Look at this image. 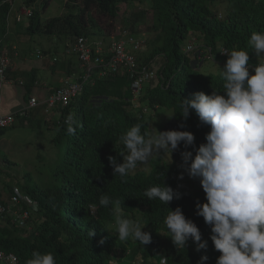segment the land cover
Returning <instances> with one entry per match:
<instances>
[{"label":"trees","instance_id":"obj_1","mask_svg":"<svg viewBox=\"0 0 264 264\" xmlns=\"http://www.w3.org/2000/svg\"><path fill=\"white\" fill-rule=\"evenodd\" d=\"M142 1L144 7H133L135 2ZM26 2L32 12L22 29L25 34L63 36L66 41L84 36L90 41L106 43L113 36L119 37L123 30L134 38L147 33L149 37L143 43L146 49L129 47L128 51L136 56L138 67L134 69V76L142 72L143 66L153 67L156 74L143 81L145 85L138 96L133 93V79L127 71L110 72L100 65L92 67L82 91L69 104L57 105L51 112H46L43 104L20 118L21 124L28 122L51 130L55 150L49 157H43L45 167L35 173L33 182H25L18 188L13 185L0 188V199L8 200L20 190L33 203L28 208L26 226L21 227L11 216L0 221V249L6 254H15L17 264H26L34 251L51 252L56 264H159L157 255L167 256L168 264H198L207 255L205 264H216L221 253L215 250L210 239L211 227L196 214V204L206 202L205 193L201 185L189 181L181 167V152L193 151L195 155V149L206 143L205 136L210 129L200 122L195 110H191L187 120L179 113L174 114L181 98L191 99L200 91L210 95L213 88L221 89L219 73L227 61H219L225 55L221 53L222 48L246 49L250 62L258 63L247 40L253 31L264 32V0H147V3L144 0H66V5L75 10L51 17H44L49 0H40V4L37 0ZM122 2L128 7L124 11L120 10ZM12 4L13 0H0V52L4 47H12L8 29ZM194 34L198 40L192 37ZM51 51L39 50L41 55ZM67 52L76 54L68 49ZM206 61L217 63L218 68L214 71L202 68ZM73 65L78 79L87 68L80 60L77 67ZM8 70L10 65L6 79ZM34 82L35 77L31 76L30 83ZM160 107L172 110L171 122L179 131H191L195 145L185 149L182 142L173 152L172 162L170 155L163 159L153 157L138 165L122 181L113 175L108 157H116L123 163L118 153L123 149L119 137L135 124H141L142 131L151 130L148 115ZM69 115L73 117L74 134L67 131L65 121ZM9 128L0 127V138ZM1 160L6 168L10 160L6 156ZM181 173L189 180L180 179ZM162 182L181 194L167 206L143 195L147 188ZM104 194L124 201L125 217L148 223L143 230L151 233L150 244L143 246L131 238L121 242L103 228L102 224L113 219L110 209L99 206V198ZM90 204L97 205L95 216L87 209ZM167 207L172 210L181 207L186 218L197 224L202 240L208 242L206 251L197 252L192 241L185 249H176L163 224ZM90 229L96 232L92 238L88 236Z\"/></svg>","mask_w":264,"mask_h":264},{"label":"clouds","instance_id":"obj_2","mask_svg":"<svg viewBox=\"0 0 264 264\" xmlns=\"http://www.w3.org/2000/svg\"><path fill=\"white\" fill-rule=\"evenodd\" d=\"M247 45L255 52L257 64L250 62L246 49L221 52L228 56L219 73L221 89L213 88L210 95L200 91L191 99L181 98L174 114L187 120L195 110L200 122L210 129L206 143L195 149V155L193 151L181 152V167L189 177L199 179L205 193L206 202L196 204V214L211 227L210 239L221 253L216 264H264V32L253 31ZM65 123L68 133L74 134L72 115ZM119 141L123 145L118 152L123 163L113 156L108 159L113 175L124 181L138 165L153 157L170 155L172 162V154L182 142L185 149L195 145V136L191 131H159L154 127L142 131V125L135 124ZM143 195L165 206L181 197L163 182L153 184ZM123 205L121 199L100 196L99 206L110 209L113 218L102 224L103 228L121 242L131 238L143 246L150 244L152 235L143 230L148 223L125 217ZM96 208V204L88 205L91 216L96 215ZM167 209L163 224L176 249H185L192 241L197 252L206 251L208 242L202 240L197 224L186 218L181 207ZM95 235L94 229L88 230L90 238ZM157 256L159 264H168L167 256ZM208 259L203 255L198 264ZM26 264H56V258L51 252L34 251Z\"/></svg>","mask_w":264,"mask_h":264},{"label":"rangeland","instance_id":"obj_3","mask_svg":"<svg viewBox=\"0 0 264 264\" xmlns=\"http://www.w3.org/2000/svg\"><path fill=\"white\" fill-rule=\"evenodd\" d=\"M17 1V0H15ZM19 1V0H18ZM24 4L26 5L27 2L24 0ZM147 3V0H144ZM23 2V1H22ZM21 3V2H19ZM37 3L40 4V0H37ZM36 3V4H37ZM137 3V5L135 4ZM133 7H137L139 5L145 6L144 2L141 3L135 2ZM35 5V3H33ZM120 10L124 11L127 9V5L122 2L120 4ZM21 7V4H19ZM75 10L74 7H68L66 5V0H49V4L47 9L44 12V17H51L65 14L68 11ZM19 9H14V15L18 13ZM27 16H24L23 21L19 23V30L15 33L10 41L11 46L13 47L14 43L18 46V52L21 56H26L30 60V64L36 65L41 62V59L38 56V51L40 49H50L54 51L55 54L59 55L60 61H57L55 64L59 67V64L62 65L64 60L72 59L75 63L76 67L79 64V60L76 54L68 53L65 50V41L66 39L63 36L57 35H48L43 33H34L32 35L25 34L22 32L23 27L26 26ZM145 35V40L148 36L147 33ZM197 35L194 34L192 37L196 38ZM91 39H96L93 37ZM128 39V38H127ZM110 41H106L107 43ZM130 41V39H129ZM188 41V40H187ZM186 41V42H187ZM14 42V43H13ZM129 45V46H128ZM12 47H4V49L8 52V56L12 59L15 57V51ZM132 45L130 43L127 44V49ZM147 48V47H143ZM12 52V53H11ZM14 55V56H13ZM228 59V56L224 55L222 60ZM217 62V61H216ZM225 61H223L224 63ZM12 63V60H11ZM217 64V63H216ZM216 64H212L210 61H206L202 68L210 71H214L218 68ZM219 64V63H218ZM50 70L47 66H40L37 68L38 77L42 79L43 76ZM25 80H28V75L25 73ZM30 76V75H29ZM4 82V81H3ZM1 84V80H0ZM16 88L13 92H10L7 96V99L4 100V103L7 106H15L18 102H22L21 99L18 100L17 97V90H25L29 88L27 84H15ZM8 93V92H7ZM51 112V111H50ZM41 114L40 116H42ZM173 112L171 109L166 107H160L156 109L154 112L148 115V120L151 126V130L153 127L158 129L159 131H167V130H178L175 126L173 120ZM30 117H33L31 115ZM44 117V116H43ZM42 117V118H43ZM171 117V118H170ZM20 119L17 120L15 123L16 126L14 128L10 127L7 132L3 135L5 139H7L6 146L2 147L0 145V158L6 156L10 161L6 168L2 166L0 159V187L13 185L16 188L22 186L25 182H33L34 175L41 168H44L45 165L43 164V157L47 158L50 156V153H53L55 150V146L52 140V131L47 129L46 127L42 126L39 127L35 125H27L26 123L21 124L19 122ZM2 138V137H1ZM39 155H42L41 157ZM187 176H183V180H189L185 178ZM190 178V182H196V184L201 185L198 178ZM185 182V181H184ZM19 192H22L19 190Z\"/></svg>","mask_w":264,"mask_h":264},{"label":"built area","instance_id":"obj_4","mask_svg":"<svg viewBox=\"0 0 264 264\" xmlns=\"http://www.w3.org/2000/svg\"><path fill=\"white\" fill-rule=\"evenodd\" d=\"M25 2V1H24ZM32 12L31 7L26 6L16 14L15 19L17 22L23 20L24 16H29ZM145 33L139 37H128V31L123 30L122 34L111 37L108 43L103 40L90 41L84 36L78 37L73 41L67 43L68 50L75 52L82 65L87 68L84 73L77 79H67L65 83L56 88L44 101H39L36 96H31L28 103L23 109L17 112L4 114L0 113V127H11L23 116L27 115L31 110H35L38 106L46 104L45 111L50 112L51 109L57 105H67L73 96L82 91L84 84L90 77L92 67L101 66L107 68L110 72H118L119 70L127 71L132 77V88L136 95L140 94L143 81H146L155 76V69L151 66H143L142 72L138 76H134V69L138 67L136 56L133 52L127 49V43H130L133 49H142L145 43ZM128 38V39H127ZM130 39V41H129ZM191 48V47H189ZM222 48L221 52L225 51ZM211 48L208 52L211 57ZM41 57V53L38 52ZM56 57L53 61H56ZM11 64L8 52L3 49L0 52V80H6V70ZM100 74V73H99ZM137 98V97H136ZM1 159V158H0ZM31 200L17 191L12 194L8 200L0 199V221H5L7 216H11L13 220L21 227L26 226V219L29 217L28 208L32 206ZM18 258L13 253L6 254L0 249V264H17Z\"/></svg>","mask_w":264,"mask_h":264},{"label":"crops","instance_id":"obj_5","mask_svg":"<svg viewBox=\"0 0 264 264\" xmlns=\"http://www.w3.org/2000/svg\"><path fill=\"white\" fill-rule=\"evenodd\" d=\"M23 1V2H22ZM21 2V3H19ZM19 4H21V7H19ZM25 4L24 0H13V4L10 10V13L8 15V29L10 31L9 39H12L13 35L17 33L19 30V23L15 19L14 15V9L18 10L19 12H22L24 9ZM17 13V14H18ZM28 17V16H27ZM19 25V26H18ZM11 41V40H10ZM69 41H65V50L67 52V43ZM14 43V42H13ZM12 49L15 51V57L10 58L12 60V63L10 64V71L8 70L7 79L6 81L2 82L0 84V113L9 114L19 111L20 109H23L28 101L29 95L36 96L39 101H44L56 88L63 85L67 79H76L77 78V70L73 65L72 59H66L64 60L63 64L59 67L55 64L57 61H60L59 55L55 54L54 51H51V53L42 55L40 58L41 62L36 65L30 64V60L26 56H21L18 52V46L16 43H14ZM12 53V52H11ZM9 55V54H8ZM13 55V56H14ZM56 57L57 61H53V58ZM62 62V61H60ZM40 66H47L50 70L43 76L42 79H39L38 77V71L37 68ZM29 72H31L29 74ZM30 75L28 80H25V76L23 74ZM31 76L35 77V82L33 84L30 83ZM28 81V82H27ZM27 84L29 86L28 89L25 88V90H17V97L18 100L21 99L22 102H18L15 106H7L4 103V100L7 99V96L10 92H13L16 88L15 84ZM8 92V93H7ZM27 124V123H26ZM29 125V123L27 124ZM14 128V127H13ZM7 139H5L3 136L0 138V145L2 147L6 146ZM1 188V187H0ZM2 196V195H1ZM4 196V195H3ZM2 196V197H3Z\"/></svg>","mask_w":264,"mask_h":264},{"label":"bare ground","instance_id":"obj_6","mask_svg":"<svg viewBox=\"0 0 264 264\" xmlns=\"http://www.w3.org/2000/svg\"><path fill=\"white\" fill-rule=\"evenodd\" d=\"M87 37H88V36H87ZM106 43H107V42H106ZM127 44H128V43H127ZM128 46H129V45H128ZM38 52H39V51H38ZM81 66H82V65H81ZM84 68H85V66H84ZM144 85H145V84H144ZM144 85H143V87H144ZM143 87H142V89H143ZM132 90H133V89H132ZM141 92H142V91H141ZM141 92H140V93H141ZM133 93H134V92H133ZM138 96H139V95H138Z\"/></svg>","mask_w":264,"mask_h":264}]
</instances>
